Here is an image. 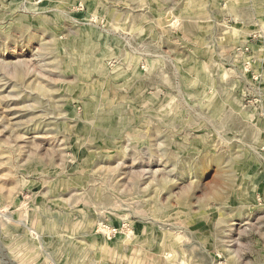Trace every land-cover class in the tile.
Segmentation results:
<instances>
[{"label": "rangeland", "instance_id": "rangeland-1", "mask_svg": "<svg viewBox=\"0 0 264 264\" xmlns=\"http://www.w3.org/2000/svg\"><path fill=\"white\" fill-rule=\"evenodd\" d=\"M0 264H264V0H0Z\"/></svg>", "mask_w": 264, "mask_h": 264}]
</instances>
